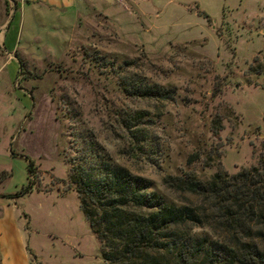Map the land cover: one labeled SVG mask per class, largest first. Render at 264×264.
<instances>
[{
  "label": "rangeland",
  "instance_id": "1",
  "mask_svg": "<svg viewBox=\"0 0 264 264\" xmlns=\"http://www.w3.org/2000/svg\"><path fill=\"white\" fill-rule=\"evenodd\" d=\"M94 5L112 20L87 7L61 37L41 34L66 25L59 18L4 26L19 47L0 46V264H103L67 187L82 156L108 157L177 203L191 198L164 177L234 175L263 151L264 0ZM142 84L173 95L122 91Z\"/></svg>",
  "mask_w": 264,
  "mask_h": 264
},
{
  "label": "trees",
  "instance_id": "2",
  "mask_svg": "<svg viewBox=\"0 0 264 264\" xmlns=\"http://www.w3.org/2000/svg\"><path fill=\"white\" fill-rule=\"evenodd\" d=\"M122 91L161 101L173 95L146 84ZM262 147L257 165L234 175L219 170L207 181L192 172L164 177L166 191L193 201L175 203L150 191L146 181L108 157L86 162L82 156L67 172V187L76 194L103 264H264ZM31 188L32 182L14 197Z\"/></svg>",
  "mask_w": 264,
  "mask_h": 264
},
{
  "label": "crops",
  "instance_id": "3",
  "mask_svg": "<svg viewBox=\"0 0 264 264\" xmlns=\"http://www.w3.org/2000/svg\"><path fill=\"white\" fill-rule=\"evenodd\" d=\"M0 0V46L7 49L8 55L13 54L19 47V42L15 43L13 31L7 35L4 31L7 18L10 21H19V25L23 24V21H33L34 18L50 21L52 18H59L63 25L60 30L53 29V31H47V29L41 30V34L44 37L55 38L59 35L61 37L66 28H72L77 23L80 13L85 11L87 7L91 8L98 14L106 17L108 20H112L113 15L109 12V8L103 5H94V0ZM11 8V9H10ZM8 9V10H7ZM13 12V13H12ZM19 13V15H18ZM15 27V26H14ZM59 33V34H57ZM29 36L28 34L25 37ZM19 41V40H18Z\"/></svg>",
  "mask_w": 264,
  "mask_h": 264
}]
</instances>
